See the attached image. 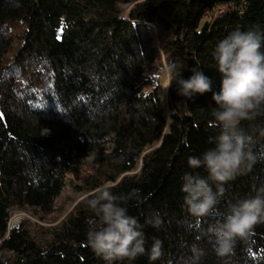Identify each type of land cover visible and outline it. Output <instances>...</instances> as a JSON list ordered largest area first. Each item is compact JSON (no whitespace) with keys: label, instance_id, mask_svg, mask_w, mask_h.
I'll return each mask as SVG.
<instances>
[{"label":"trees","instance_id":"trees-1","mask_svg":"<svg viewBox=\"0 0 264 264\" xmlns=\"http://www.w3.org/2000/svg\"><path fill=\"white\" fill-rule=\"evenodd\" d=\"M236 29L264 32V0H0V264H103L86 243L87 200L102 185L139 190L143 202L130 200L128 213L147 250L162 243L159 259L131 264H221L207 229L264 188V116L241 123L256 160L224 186L212 214L190 216L181 188L186 172L208 176L187 160L219 132L213 51ZM171 64L183 79L203 71L211 91L188 99L175 82L166 90L160 77ZM94 153L102 156L83 170ZM69 175L87 196L57 223L9 225L12 209L54 222ZM155 218L158 226L147 223ZM230 264H264V224L237 240Z\"/></svg>","mask_w":264,"mask_h":264},{"label":"clouds","instance_id":"clouds-1","mask_svg":"<svg viewBox=\"0 0 264 264\" xmlns=\"http://www.w3.org/2000/svg\"><path fill=\"white\" fill-rule=\"evenodd\" d=\"M213 59L221 77L220 90L212 95L213 127L219 132L212 147L187 160L190 169L204 168L208 176L186 172L182 177L184 204L196 219L212 214L225 192L224 186L255 163L250 147L252 137L245 135L240 126L264 116V32L233 30L217 43ZM166 71L167 88L175 82L177 94L182 97L191 99L194 94L211 91L212 81L203 71L192 70L188 79L181 78L175 64ZM133 199L143 202L139 190L118 195L111 186L102 185L87 200L93 217L89 219L92 227L86 233V243L103 264H131L146 253L150 261H155L162 255V243L157 239L150 250L146 249L143 226L128 213L127 204ZM147 223L156 227L160 220L155 218ZM260 224H264V188L255 196L232 204L221 221L208 227L221 264H230L237 240L246 239Z\"/></svg>","mask_w":264,"mask_h":264},{"label":"rangeland","instance_id":"rangeland-1","mask_svg":"<svg viewBox=\"0 0 264 264\" xmlns=\"http://www.w3.org/2000/svg\"><path fill=\"white\" fill-rule=\"evenodd\" d=\"M138 1H142V0H138ZM133 5H134V3L124 4L123 16H127V12L129 11V9ZM151 27H152V33L155 35L156 29L153 26H151ZM166 73H167V71L165 70L160 77L161 84H162L161 79L164 77V75ZM162 86H163V84H162ZM163 87L166 88L165 86H163ZM165 97L166 96H164L162 98V102H163V104L167 105L168 101H167V99L166 100L164 99ZM101 156H102L101 153H94L90 156H86V157L82 158L79 162L80 167L83 170H87V168H89L90 166L95 165ZM139 164H140V162H139ZM138 167H139V165H138ZM73 180L75 183H78V181L75 180L73 176L69 175L67 178V184H66L65 188L63 189V192L61 193V195L56 200L55 205H56L57 211L51 216L52 220L56 219L54 222L48 223L47 221H40L29 210L12 209L9 224L11 226H14V225L19 224L20 222H24L26 224V226L30 230H32V229H36L35 224H40L42 226H48V225H52V224L57 223L63 217V215L66 212H68L79 200H82V199L86 198V196H87V193H84L83 191H77V189H75V187L72 186ZM36 239L39 242H41L42 237L37 235ZM7 256H8V254L5 251L0 250V259H4Z\"/></svg>","mask_w":264,"mask_h":264},{"label":"bare ground","instance_id":"bare-ground-1","mask_svg":"<svg viewBox=\"0 0 264 264\" xmlns=\"http://www.w3.org/2000/svg\"><path fill=\"white\" fill-rule=\"evenodd\" d=\"M153 27L156 29V27L153 25ZM156 31V30H155ZM162 80V84L163 86H167L168 85V80H169V76H168V73H166L164 75V77L161 79ZM165 100L167 99V97L164 98Z\"/></svg>","mask_w":264,"mask_h":264},{"label":"water","instance_id":"water-1","mask_svg":"<svg viewBox=\"0 0 264 264\" xmlns=\"http://www.w3.org/2000/svg\"><path fill=\"white\" fill-rule=\"evenodd\" d=\"M151 26H153L152 24H151ZM169 82V81H168ZM166 90H168V88H167V86H166ZM167 97V96H166ZM141 166V163L139 164V167Z\"/></svg>","mask_w":264,"mask_h":264},{"label":"built area","instance_id":"built-area-1","mask_svg":"<svg viewBox=\"0 0 264 264\" xmlns=\"http://www.w3.org/2000/svg\"><path fill=\"white\" fill-rule=\"evenodd\" d=\"M10 225V224H9ZM11 226V225H10Z\"/></svg>","mask_w":264,"mask_h":264}]
</instances>
